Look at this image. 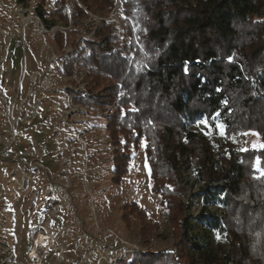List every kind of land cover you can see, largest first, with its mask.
I'll use <instances>...</instances> for the list:
<instances>
[{"label": "trees", "instance_id": "trees-1", "mask_svg": "<svg viewBox=\"0 0 264 264\" xmlns=\"http://www.w3.org/2000/svg\"><path fill=\"white\" fill-rule=\"evenodd\" d=\"M50 1L52 10L47 0L33 7L46 29L61 20L93 32L71 41L62 68L72 75L89 67L87 94L75 81L65 89L76 102L114 106L104 116L111 181L121 182L130 148L143 143L151 191L161 196L174 237L172 250L135 251L118 263L197 264L199 257L200 264H264V0H122L128 41L106 19L116 0ZM89 13L104 19L94 23ZM53 39L60 48L64 32L56 30ZM201 117L212 128L223 125L219 160L210 138L188 127ZM247 132L258 134L262 146L240 148ZM190 167L207 195L222 191L220 214L203 205L191 215L182 182ZM121 209L126 224L139 220L148 243L157 225L147 221L146 210L135 201ZM192 219L204 235L192 232ZM211 231L226 240L221 254L210 247Z\"/></svg>", "mask_w": 264, "mask_h": 264}, {"label": "rangeland", "instance_id": "rangeland-1", "mask_svg": "<svg viewBox=\"0 0 264 264\" xmlns=\"http://www.w3.org/2000/svg\"><path fill=\"white\" fill-rule=\"evenodd\" d=\"M121 1L116 0L106 19L113 32L128 41L117 7ZM36 2L0 0V150L8 147L19 156L14 161L0 157V264H119L135 251L172 250L174 237L161 196L151 191L143 143L130 148L129 172L114 184L104 117L114 106L87 107L65 91L75 81L77 90L88 93L89 67L67 75L62 61L73 39L93 38V32L61 20L46 29L33 12ZM45 8L52 10L50 0ZM89 14L94 23L104 19ZM56 30L64 32L60 48L53 39ZM188 127L210 138L219 160L225 150L223 125L218 122L212 128L201 117ZM261 146L254 132H247L239 144ZM182 182L183 201L193 217L203 205L205 211L221 213L222 191L207 195L192 167ZM131 201L157 225L146 244L139 220L132 217L126 224L121 218L122 205ZM192 225L194 234H205L194 219ZM208 239L218 254L226 250L222 234L211 231ZM196 260L200 264L199 257Z\"/></svg>", "mask_w": 264, "mask_h": 264}, {"label": "built area", "instance_id": "built-area-1", "mask_svg": "<svg viewBox=\"0 0 264 264\" xmlns=\"http://www.w3.org/2000/svg\"><path fill=\"white\" fill-rule=\"evenodd\" d=\"M117 7L121 9V3ZM0 157H2L3 159L13 160V161L19 159L18 153H16L13 149L8 147H5L0 150Z\"/></svg>", "mask_w": 264, "mask_h": 264}, {"label": "bare ground", "instance_id": "bare-ground-1", "mask_svg": "<svg viewBox=\"0 0 264 264\" xmlns=\"http://www.w3.org/2000/svg\"><path fill=\"white\" fill-rule=\"evenodd\" d=\"M43 237L42 236H40V238H39V241H42L43 239H42ZM37 243H38V240H37Z\"/></svg>", "mask_w": 264, "mask_h": 264}, {"label": "snow or ice", "instance_id": "snow-or-ice-1", "mask_svg": "<svg viewBox=\"0 0 264 264\" xmlns=\"http://www.w3.org/2000/svg\"><path fill=\"white\" fill-rule=\"evenodd\" d=\"M260 171H261L262 175H264V169H261Z\"/></svg>", "mask_w": 264, "mask_h": 264}]
</instances>
